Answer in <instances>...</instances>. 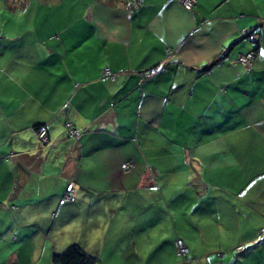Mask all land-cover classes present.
Listing matches in <instances>:
<instances>
[{
  "label": "crops",
  "instance_id": "crops-1",
  "mask_svg": "<svg viewBox=\"0 0 264 264\" xmlns=\"http://www.w3.org/2000/svg\"><path fill=\"white\" fill-rule=\"evenodd\" d=\"M21 1H0V27H21L0 29L2 264L71 245L97 264H264V0Z\"/></svg>",
  "mask_w": 264,
  "mask_h": 264
},
{
  "label": "built area",
  "instance_id": "built-area-1",
  "mask_svg": "<svg viewBox=\"0 0 264 264\" xmlns=\"http://www.w3.org/2000/svg\"><path fill=\"white\" fill-rule=\"evenodd\" d=\"M180 3L186 11H191L194 8L193 0H180ZM250 39L252 40L253 43H255L256 36L254 34L253 35L251 34ZM254 48H255V45H254ZM252 59H253V52L250 51L245 54L236 56L235 62L239 64L245 72H248L251 67ZM102 75L108 77L109 79L113 78V76L107 71H103ZM63 126L69 137H76L78 135V132L69 123L65 122ZM34 137L40 144H46L47 142L46 130L43 127H39L34 132ZM129 167H130L129 163H123L120 165V169H126ZM173 246H174L175 254L180 259H183L187 254V249L184 246L183 242L181 240H175Z\"/></svg>",
  "mask_w": 264,
  "mask_h": 264
},
{
  "label": "trees",
  "instance_id": "trees-1",
  "mask_svg": "<svg viewBox=\"0 0 264 264\" xmlns=\"http://www.w3.org/2000/svg\"><path fill=\"white\" fill-rule=\"evenodd\" d=\"M251 34L253 35L254 33L250 32V33H247L246 35L250 36ZM39 127H41V126H35L32 128L33 136H34V132ZM40 145H45V144H40ZM176 240H178V239H176ZM51 263L52 264H97V262L92 257L85 254L79 247H77L75 245L68 246L61 253L53 255L51 257Z\"/></svg>",
  "mask_w": 264,
  "mask_h": 264
},
{
  "label": "rangeland",
  "instance_id": "rangeland-1",
  "mask_svg": "<svg viewBox=\"0 0 264 264\" xmlns=\"http://www.w3.org/2000/svg\"><path fill=\"white\" fill-rule=\"evenodd\" d=\"M0 1L3 2V0H0ZM46 1H47V4H52L51 0H46ZM21 2L25 3L26 6L27 5H29V7L31 6V9L33 10V9H35V7L37 5H40L41 3H43V0H22ZM38 3H40V4H38ZM79 9H82V5H80V4H78L75 8H72V9L67 10V12L69 13V16H71V14H73V12L74 13H77L79 11ZM22 10H23L22 7H21V9H16L15 12H14L15 15L17 13H20ZM0 13H3V10L0 9ZM11 23L12 22L5 23V25H2L0 27L2 33H9V31L11 29L12 30H15L16 32H19V33L21 32V27L19 25H15L14 26V25H11ZM0 220H3V219H0ZM0 247H2V246L0 245ZM11 247H13V246H11ZM7 248H8L7 250L6 249H3L4 251L0 249V264L3 263V261H2L3 258L2 257L6 256L8 254V251H9L10 247L7 246ZM128 264H138V263L136 261H130V263H128Z\"/></svg>",
  "mask_w": 264,
  "mask_h": 264
}]
</instances>
